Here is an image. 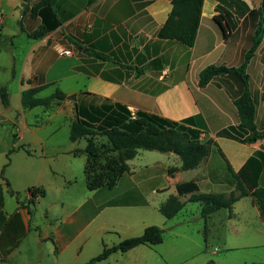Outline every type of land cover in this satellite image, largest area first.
<instances>
[{
	"label": "crops",
	"instance_id": "1",
	"mask_svg": "<svg viewBox=\"0 0 264 264\" xmlns=\"http://www.w3.org/2000/svg\"><path fill=\"white\" fill-rule=\"evenodd\" d=\"M42 1L0 0V264H84L151 225L162 228L161 243L116 251L95 264H221L207 235V217L218 210L203 216V202L189 201L190 193L180 196L184 207L172 218L160 205L186 181H195L200 192L229 194L238 181L248 191L264 187V135L244 142L220 134L240 121L235 98L244 84L232 69L252 47L262 0H203L193 46L159 37L172 0ZM218 14L227 35L214 19ZM39 29L43 35H30ZM56 44L73 54L60 55ZM211 64L231 70L200 86V72ZM246 76L264 134V38ZM2 87L9 105L2 102ZM34 87H41L36 97L57 90L68 97L25 107L23 91ZM130 106L137 117L188 119L202 141H214L210 154L182 170L174 152L139 149L113 187L89 189L87 140H71V124L78 118L96 127L125 123L132 120ZM247 198L264 223L254 197L243 196L228 214L236 231L235 206ZM192 202L200 203L198 212L181 217ZM199 217L203 225L192 221Z\"/></svg>",
	"mask_w": 264,
	"mask_h": 264
},
{
	"label": "trees",
	"instance_id": "2",
	"mask_svg": "<svg viewBox=\"0 0 264 264\" xmlns=\"http://www.w3.org/2000/svg\"><path fill=\"white\" fill-rule=\"evenodd\" d=\"M54 2L55 0H43L42 4ZM202 5L203 0H172L171 12L158 33L159 37L176 39L187 46H193L200 25ZM260 12L261 22L255 32L252 47L245 53L243 63L232 69L241 76L244 84L242 93L235 98L240 121L237 125H231L220 132V134L228 135L244 142H254L264 135L257 129L255 102L246 76L247 65L264 38L262 9ZM214 19L222 26L224 33L227 35L222 23V15L218 14ZM43 34V29L30 33L32 37H39ZM97 55L105 57L101 54ZM225 70L230 71L231 68L216 64L206 66L199 75L200 86H205ZM40 89L41 87H34L23 91L22 103L25 107L49 106L56 98L65 99L68 97L61 90H57L48 97H36ZM1 98L5 105H9L10 99L7 87L1 88ZM188 122V119L179 122L147 112H139L136 119L125 122L128 123V126L116 124L109 127H96L89 121L78 118L71 124L70 139L76 141L80 138H86L87 140L85 149L87 160L84 172L88 188L113 187L119 178L129 170L128 160L134 158L139 149L174 152L182 160L180 169L189 170L196 168L210 154L214 141L212 139L202 141L199 130L187 125L186 123ZM98 136L106 137L107 143L99 142ZM9 162L10 156L8 154L7 164ZM229 169L232 171L230 165ZM172 172L173 169L170 168V173ZM0 174H3V170ZM5 182L9 184L6 179ZM188 193H190L189 201L203 202V216H207L221 208H227L231 211L235 202L241 197L251 195L258 205L261 215L264 217V187H255L248 191L240 181H238L236 190L231 191L229 194L200 192L197 183L193 180L179 183L177 185V194H171L160 205L161 213L167 218L177 215L184 207V202L180 199V196ZM44 194V190L40 191V195ZM3 206L4 188L0 185V213ZM162 241V228L157 225H151L140 235L125 238L112 246H105L101 253L84 264H95L108 258L110 254L116 251L124 252L140 244L153 245Z\"/></svg>",
	"mask_w": 264,
	"mask_h": 264
},
{
	"label": "rangeland",
	"instance_id": "3",
	"mask_svg": "<svg viewBox=\"0 0 264 264\" xmlns=\"http://www.w3.org/2000/svg\"><path fill=\"white\" fill-rule=\"evenodd\" d=\"M124 124L128 126V123H118L120 126ZM98 141L107 143V138L98 136ZM148 151L142 149L141 153H148ZM198 207H200L199 202L189 203L187 210H184L180 216L190 217L192 214H196ZM235 212L236 216L232 220L237 225V231L233 229L235 226L228 222L229 209L227 208L218 210L214 217H207L208 241L213 245L212 249L216 251L215 256L221 259V264L264 263V223L262 219L249 198L238 203L235 206ZM200 219L199 217L192 221H199L203 225L204 221ZM164 237L168 240V233L164 234ZM200 237L204 239V234ZM189 249L192 247L190 246ZM188 263L192 264V261H188Z\"/></svg>",
	"mask_w": 264,
	"mask_h": 264
},
{
	"label": "built area",
	"instance_id": "4",
	"mask_svg": "<svg viewBox=\"0 0 264 264\" xmlns=\"http://www.w3.org/2000/svg\"><path fill=\"white\" fill-rule=\"evenodd\" d=\"M245 1L247 3H249V4H251V5H255L257 0H245ZM2 23H3V15L0 12V26H1ZM55 47L57 49V52L60 55H68V56H70V55L73 54L71 49H67V48L63 47L61 44H56ZM129 111L131 113V119H136L137 118L136 110L132 106H130L129 107Z\"/></svg>",
	"mask_w": 264,
	"mask_h": 264
},
{
	"label": "water",
	"instance_id": "5",
	"mask_svg": "<svg viewBox=\"0 0 264 264\" xmlns=\"http://www.w3.org/2000/svg\"><path fill=\"white\" fill-rule=\"evenodd\" d=\"M261 8H262V12H263V24H264V0H262Z\"/></svg>",
	"mask_w": 264,
	"mask_h": 264
}]
</instances>
